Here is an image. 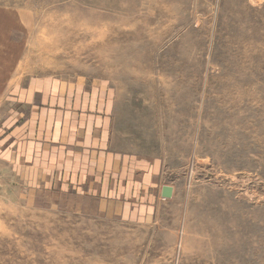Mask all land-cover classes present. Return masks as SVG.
Returning a JSON list of instances; mask_svg holds the SVG:
<instances>
[{"label": "rangeland", "instance_id": "rangeland-1", "mask_svg": "<svg viewBox=\"0 0 264 264\" xmlns=\"http://www.w3.org/2000/svg\"><path fill=\"white\" fill-rule=\"evenodd\" d=\"M29 94L0 264H264V0H0L2 146Z\"/></svg>", "mask_w": 264, "mask_h": 264}, {"label": "crops", "instance_id": "crops-1", "mask_svg": "<svg viewBox=\"0 0 264 264\" xmlns=\"http://www.w3.org/2000/svg\"><path fill=\"white\" fill-rule=\"evenodd\" d=\"M33 97V94H29L27 96V100L25 104H20L15 108V119L13 120L14 123V129L11 130V133L14 135L13 139H10V142L6 144L5 146H2L8 135H4V139L0 137V151H4V153L0 154V158L4 156L5 154H9V149L7 148V145H14V151L13 157L15 158V161L13 165L4 163L5 167L8 170L7 176L9 178H13L15 184L16 183H31L33 184L35 182L34 177L38 176L37 169L39 166V161L37 158L39 157V136L36 133V125H37V116L39 115H47L48 119L50 113L52 112V115L56 114L54 110V104H55V96H49L46 95V106L41 107V111H37L38 106L35 102L31 101V98ZM51 103L52 106H51ZM25 109V110H24ZM73 105L71 103L66 102V116H70V111L73 112ZM75 109H77L75 107ZM24 113H27L26 119H24ZM66 125H69L67 122ZM1 133V129H0ZM10 134V133H9ZM7 143V142H6ZM86 143V138L84 137L83 130H78L76 134V139L74 140V145L76 147H83ZM97 149V148H96ZM66 148L61 146L60 148H53V151H57L62 159V163H59V167L66 172V156L65 151ZM80 150V149H79ZM79 154V153H78ZM80 173V171H78ZM66 173H63L65 176ZM101 177V176H100ZM87 183L88 186L92 188H97V183H99V180L95 177L94 181L92 179H89L86 177V180L84 182Z\"/></svg>", "mask_w": 264, "mask_h": 264}, {"label": "water", "instance_id": "water-1", "mask_svg": "<svg viewBox=\"0 0 264 264\" xmlns=\"http://www.w3.org/2000/svg\"><path fill=\"white\" fill-rule=\"evenodd\" d=\"M173 190L169 186H163L161 190V197L163 199H170L172 197Z\"/></svg>", "mask_w": 264, "mask_h": 264}]
</instances>
